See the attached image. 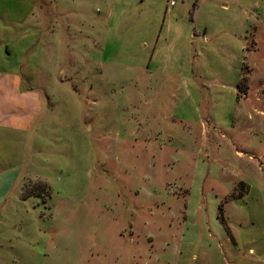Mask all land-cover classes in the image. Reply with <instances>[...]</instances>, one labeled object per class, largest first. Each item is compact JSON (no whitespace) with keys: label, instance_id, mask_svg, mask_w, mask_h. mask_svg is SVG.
<instances>
[{"label":"rangeland","instance_id":"1","mask_svg":"<svg viewBox=\"0 0 264 264\" xmlns=\"http://www.w3.org/2000/svg\"><path fill=\"white\" fill-rule=\"evenodd\" d=\"M12 1L0 264H264V0Z\"/></svg>","mask_w":264,"mask_h":264},{"label":"crops","instance_id":"2","mask_svg":"<svg viewBox=\"0 0 264 264\" xmlns=\"http://www.w3.org/2000/svg\"><path fill=\"white\" fill-rule=\"evenodd\" d=\"M12 0H0V5L6 6L12 4ZM0 9H4L3 6ZM42 19L44 20V10L41 7ZM42 37L45 32L40 31ZM44 33V35H43ZM50 33L46 34L49 36ZM29 32L18 35L13 30L9 32H0V45H20L29 39ZM9 48V47H8ZM1 50V49H0ZM42 109V98L38 93L24 88L23 77L17 69L12 72H0V127L10 131H27L34 124L36 118ZM17 177L16 170H8L0 173V183L6 186L13 184ZM9 189V188H8Z\"/></svg>","mask_w":264,"mask_h":264},{"label":"built area","instance_id":"3","mask_svg":"<svg viewBox=\"0 0 264 264\" xmlns=\"http://www.w3.org/2000/svg\"><path fill=\"white\" fill-rule=\"evenodd\" d=\"M178 0H170L169 7L174 8L177 4Z\"/></svg>","mask_w":264,"mask_h":264}]
</instances>
